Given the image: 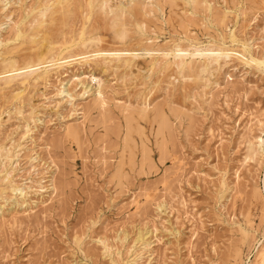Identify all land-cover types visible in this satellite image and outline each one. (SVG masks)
<instances>
[{"label":"rangeland","instance_id":"rangeland-1","mask_svg":"<svg viewBox=\"0 0 264 264\" xmlns=\"http://www.w3.org/2000/svg\"><path fill=\"white\" fill-rule=\"evenodd\" d=\"M2 1L0 73L9 58L20 65L39 54L44 63L23 83L24 75L3 85L1 77L14 72L0 74V145L10 154L0 159V264H251L264 243V149L255 141L264 137V0ZM120 5L132 15L119 13ZM181 45L190 53L211 54L204 49L212 46L232 53L206 69L196 57L195 70H176L173 53L162 54ZM118 49V61L107 55ZM90 74L101 78L108 107L94 101ZM70 77V96L59 94ZM156 108L167 120L162 133L150 112ZM66 126L82 133L66 135ZM17 186L22 194L11 190Z\"/></svg>","mask_w":264,"mask_h":264},{"label":"bare ground","instance_id":"bare-ground-1","mask_svg":"<svg viewBox=\"0 0 264 264\" xmlns=\"http://www.w3.org/2000/svg\"><path fill=\"white\" fill-rule=\"evenodd\" d=\"M63 1H64V0H62L61 2H63ZM67 1H68V0H67ZM71 1H72V0H71ZM92 1H93V0H92ZM96 1H98V0H96ZM96 1L94 0L93 2H96ZM99 1H100V0H99ZM102 1H104V0H102ZM106 1H107V0H106ZM106 1H104V2H106ZM108 1H109V0H108ZM108 1H107V3H108ZM132 1H133V0H132ZM152 1H153V0H152ZM165 1H167V0H165ZM165 1H162V2H163V3H166ZM170 1H171V0H170ZM5 2H6V1H5ZM53 2H54V1H53ZM59 2H60V1H59ZM61 2H60V3H61ZM64 2H66V0H65ZM64 2H63V3H64ZM74 2H76V0H75ZM139 2H140V1H139ZM162 2H161V3H162ZM171 2L173 3V1H171ZM171 2H170V3L168 2L167 4L170 5ZM174 2H175V1H174ZM2 3H4V1L0 0V4H1V5H3ZM70 3H71V2L69 1V5H71ZM96 3H98V2H96ZM100 3H103V2L100 1ZM107 3H106V4H107ZM119 3H120V2H119ZM126 3H127V2H126ZM132 3H133V2H132ZM132 3L130 2V3L127 4V5L130 6V4H132ZM147 3H148V2H147ZM149 3H151V2H149ZM159 3H160V1H159ZM48 4H49V3H48ZM52 4H53V3H52ZM55 4H56V6H57V8H58V6H59V5H57L58 3L55 2ZM73 4H75V3H73V1H72V5H73ZM76 4H77V2H76ZM106 4H105V5H106ZM108 4H109V3H108ZM53 5H54V4H53ZM53 5H52V6H53ZM67 5H68V4H67ZM67 5H66V7H67ZM132 5H133V4H132ZM147 5H148V4H147ZM149 5H150V4H149ZM48 6H49V5H48ZM73 6H74V5H73ZM107 6L110 7L111 5H107ZM116 6H118V5H116ZM120 6H121V7H118V8L120 9L118 12H119V13L121 12V14H124L123 12H125V8H126V6H125V7H124V5H120ZM129 6H128V8H126V10L129 11V16H130V14L132 13V8L129 9ZM145 6H146V5H145ZM161 6H162V4H161ZM161 6H160V7H161ZM2 7H3V6H2ZM46 7H47V6H46ZM49 7H50V6H49ZM75 7H76V5H75ZM75 7H74V8H75ZM93 7H95V5H94ZM105 7H106V6H105ZM130 7H131V6H130ZM141 7H143L144 10L146 9V8H145L144 6H142V5H141ZM146 7H147V6H146ZM170 7H171V6H170ZM50 8H51V7H50ZM50 8H49V9H50ZM52 8H54V7H52ZM59 8H60V7H59ZM64 8H65V7H64ZM68 8H69V7H67V11H68ZM96 8H97V7H96ZM101 8H102V5H101ZM101 8H100V5H99V9H101ZM149 8H151V7H149ZM105 9H106V8H105ZM108 9H109V8H108ZM110 9H112V8H110ZM115 9H116V7H115ZM138 9H139V8H138ZM44 10H46V9H44ZM50 10H51V9H50ZM52 10H54V9H52ZM55 10H56V9H55ZM57 10H58V9H57ZM57 10H56V11H57ZM62 10H63V9H62ZM65 10H66V9H65ZM70 10H71V9H69V11H70ZM101 10H102V9H101ZM112 10H113V9H112ZM144 10H143V11H144ZM147 10H148V9H147ZM147 10H146V11H147ZM47 11H48V10H47ZM59 11H60V10H59ZM63 11H64V10H63ZM94 11H95V9H94ZM108 11H109V10H108ZM113 11H114V10H113ZM130 11H131V12H130ZM136 11H137V13H138L140 10H136ZM146 11H144V12H146ZM148 11H151V9H149ZM148 11H147V12H148ZM49 12H50V11H49ZM49 12H48V13H49ZM64 12H65V11H64ZM64 12H63V16H64V14H65ZM71 12H72V11H71ZM71 12H69V13H71ZM73 12H74V11H73ZM75 12H76V11H75ZM101 12H102V11H101ZM41 13H43V12H41ZM51 13H52V11H51ZM119 13H118V14H119ZM150 13H152V12H150ZM150 13H149V14H150ZM38 14H40V12H39ZM45 14H46V13H45ZM66 14H67V12H66ZM74 14H75V13H74ZM94 14H96V17H97L98 14L95 13V12H94ZM106 14H107V15H110L109 13H106ZM125 14H126V13H125ZM127 14H128V12H127ZM142 14H143V13H142ZM172 14H173V13H172ZM5 15H6V14H5ZM51 15H52V14H51ZM51 15H49L50 18H51ZM59 15H60V14H59ZM101 15H102V14H100V16H101ZM131 15H132V14H131ZM139 15L141 16L140 12H139ZM183 15H184V14H183ZM0 16H1V15H0ZM35 16H38V15H35ZM35 16H34V17H35ZM42 16H43V14H42ZM53 16H55V15H52V17H53ZM66 16H67V15H66ZM66 16H65V18H66ZM120 16H121V15H119L118 17H120ZM144 16H146V15H144ZM144 16H143V17H144ZM6 17H7V16H6ZM6 17H5V18H6ZM8 17H9V16H8ZM43 17H44V16H43ZM104 17L107 19L108 16H104ZM121 17L123 18V16H121ZM126 17H127V16H126ZM138 17H139V16H138ZM36 18H37V17H36ZM38 18H39V16H38ZM54 18H56V17H54ZM60 18H61V17H60ZM99 18H101V17H99ZM109 18H111V19L113 18L114 20H113V19H112V20H113V22L115 21V23H116V20L118 19L117 16H116L117 19H115V16H112V17L109 16ZM130 18H131V17H130ZM132 18H133V16H132ZM132 18H131V20L134 21V19H132ZM134 18H135V17H134ZM144 18H145V17H144ZM169 18H170V17H169ZM181 18H182V17H181ZM6 19H7V18H6ZM6 19H5V20H6ZM32 19H33V17H32ZM52 19H53V18H52ZM52 19H51V20H52ZM58 19H59V18H58ZM58 19H57V21H58ZM123 19H124V18H123ZM139 19H142V18L139 17L138 20H139ZM33 20H34V19H33ZM38 20H39V19H38ZM59 20H60V19H59ZM147 20H148V18H147ZM147 20H145V21H147ZM0 21H2V20H0ZM36 21H37V20H36ZM36 21H35V22H36ZM39 21H41V20H39ZM54 21H56V19L53 20L52 22H51V21H50V22L53 23ZM106 21H107V20H106ZM106 21H105V22H106ZM118 21H120V20H118ZM141 21L144 22V20H140V21H139L140 24L142 23ZM3 22H4V21H3ZM31 22H34V21H31ZM37 22H38V21H37ZM37 22H36V23H37ZM58 22H59V21H58ZM102 22H103V19H102ZM110 22H111V21H110ZM125 22H126V21H125ZM125 22H124V23H125ZM137 22H138V21H137ZM180 22H183V20L180 21ZM4 23H5V22H4ZM4 23H2V24H4ZM40 23H42V22H40ZM54 23H55V22H54ZM95 23H96V21H95ZM100 23H101V21H100ZM100 23H99V25H100ZM108 23H109V21H108ZM108 23H107V25H108ZM117 23L119 24V22H117ZM121 23H122V21H121ZM121 23H120V24H121ZM126 23H127V22H126ZM126 23H125V24H126ZM128 23L131 24V21L128 22ZM145 23H146V22H144L143 24H145ZM30 24H32V23H30ZM125 24H124V27H125ZM132 24H133V23H132ZM132 24H131V26H132ZM136 24H137V23H136ZM103 25L105 26V24H103ZM121 25H123V24H121ZM126 25H127V24H126ZM134 25H135V23H134ZM0 26H2V25H0ZM50 26H52V25L50 24ZM55 26H56V24H55ZM104 26H103V29H104ZM108 26L110 27V25H108ZM119 26H120V25H119ZM119 26H118V27H119ZM139 26H141V25H139ZM145 26H147V25L145 24ZM121 27H123V26H121ZM132 27H133V26H132ZM112 28H114L113 25H112ZM127 28H128V27H127ZM127 28H125V29H127ZM138 28H139V27H138ZM141 28L145 30L146 27H145V28H144V27H141ZM11 29H12V28H11ZM119 29H121V28L119 27ZM129 29H131V28H129ZM139 29H140V28H139ZM9 30H10V29H9ZM13 30H14V29H13ZM110 30H112L111 27H110ZM113 30H114V29H113ZM113 30H112V31H113ZM133 30H134V29H133ZM133 30H132V31H133ZM0 31H1V30H0ZM2 31H3V29H2ZM11 31H12V30H11ZM117 31H118V30H117ZM117 31H116L115 33H114V31H113V37H115V38H116L117 35L115 36L114 34H117ZM123 31H125V30H122V29H121V31L118 33V35H120V36L122 35V36H123V34L126 32V31H125V32L123 33ZM127 31H128V30H127ZM132 31L130 30V32H132ZM52 32H53V31H52ZM10 33H11V32H10ZM37 33H38V35H39L40 31L37 32ZM37 33H36V34H37ZM120 33H121V34H120ZM122 33H123V34H122ZM36 34H35V35H36ZM126 34H127V32H126ZM126 34H125V35H126ZM132 34H133V33H132ZM2 35H3V34H2ZM38 35H36V36H38ZM50 35H51V34H50ZM0 36H1V34H0ZM31 36H32V35H31ZM36 36H35V37H36ZM39 36L41 37V35H39ZM122 36H121V37H122ZM32 37H33V36H32ZM125 37H126V36H125ZM125 37H122V38H125ZM128 37H129V36H128ZM128 37H127V38H128ZM132 37H133V36H132ZM27 38H30V37L27 36ZM38 38H39V37H38ZM115 38H113V39H115ZM122 38H121V40H122ZM127 38H125V39L127 40ZM30 39H31V38H30ZM30 39H29V40H30ZM34 39H35V38H34ZM34 39H33V40H34ZM96 39H97V38H96ZM101 39H102V38H101ZM103 39H104V38H103ZM130 39H131V37H130ZM130 39H128V40H130ZM136 39H137V38H136ZM136 39H135V40H136ZM140 39H141V38H140ZM146 39H147V38H146ZM152 39H153V38H152ZM39 40H40V39H39ZM41 40H42V42H43V39H41ZM41 40H40V41H41ZM98 40H99V38H98ZM111 40H112V39H111ZM137 40H139V39H137ZM142 40L144 41V39H142ZM37 41H38V40H37ZM113 41H116V42H117V40H113ZM113 41H112V42H113ZM2 42H3V38L0 40V45L3 44ZM53 42H55V40L53 41V39H52V42H51V43L54 45ZM102 42H103V40H102ZM105 42H106V41H105ZM122 42H123V40H122ZM122 42H119V43H122ZM124 42H125V40H124ZM133 42H134V41H132V43H133ZM136 42H137V41H136ZM139 42L142 43V41H140V40H139ZM147 42H148V41H147ZM29 43H30V42H29ZM31 43H32V42H31ZM99 43H100V42H99ZM107 43H108V42H107ZM110 43H111V42H110ZM125 43H126V42H125ZM128 43H129V42H128ZM132 43H131V44H132ZM144 43H145V41H144ZM48 44H50V43L48 42ZM95 44H96V43H95ZM111 44H112V43H111ZM131 44L128 45V46L131 47ZM138 44H139V43H138ZM146 44H147V43H145L144 45H146ZM34 45L37 46V44H34ZM41 45H42V43H41ZM41 45H40V46H41ZM88 45H90V44H88ZM88 45H87V46H88ZM92 45H93V43H92ZM92 45H90V47H91ZM96 45H97V44H96ZM142 45H143V44H142ZM147 45H148V44H147ZM149 45H150V47H151L152 43H150ZM154 45H155V44H154ZM32 46H33V45H32ZM48 46H49V45H48ZM94 46H95V45H94ZM98 46H99V45H98ZM98 46H97V47H98ZM102 46H104V45H102ZM105 46H107V45H105ZM114 46H115V45H114ZM116 46H119V45H116ZM135 46H136V45H135ZM156 46H157V45H156ZM181 46H182V45H181ZM88 47H89V46H88ZM110 47H111V46H110ZM125 47H126V46H125ZM133 47H134V46H133ZM138 47H141L140 44H139ZM146 47H147V46H143L144 49H143L142 47H141V48H142L143 50H145L146 53L149 54V52H150L152 49H147ZM150 47H148V48H150ZM212 47H213V46H212ZM212 47H208V48H205V49H204V51H206V52H208V51L211 52V54H210V53H202L201 51H202L203 48H202V49H195L194 52L190 53V52L188 51L189 49H187V48H183V46H182V47H180V46H175L174 49H172V51H171L170 53H163V54H162V55L164 56V59H163V58H159V59H163V60H165V59H166L165 56L169 57L170 54L173 53V55H172V56H173V62H172V64H174V65L176 66V70H178L177 68H181V69L184 70V69L194 68L196 65L198 66V65H199V61H198V63L196 62V63H197L196 65L194 64V62L196 61L195 59H197L196 57H198V58L201 57V58H203V60L201 61V63H202L201 66L203 65L202 67L206 69V68H207V65L209 64V62H211V61H213V62H214V61H217V59L220 58V57H222V56H223V57H228V56H230L231 53H232V52H230V51L227 52V51L225 50V51H226V52H225V51H222V49H220V48L215 49V47H214V48H212ZM46 48H48V47L46 46L45 49H46ZM51 48H52V47H51ZM83 48H84V47H83ZM91 48H92V47H91ZM91 48H90V49H91ZM98 48H99V47H98ZM98 48H97V49H98ZM105 48H107V47H105ZM119 48H120V47H119ZM131 48H132V47H131ZM136 48H137V47H135V50H136ZM151 48H152V47H151ZM38 49H39V48H38ZM52 49H53V48H52ZM87 49H88V48H86V50H87ZM114 49H116V48H114ZM126 49H127V48H126ZM129 49H130V48H129ZM163 49H164V48H163ZM167 49H168V48H167ZM167 49H165V51H166ZM170 49H171V48H170ZM0 50H1V49H0ZM43 50H44V49H43ZM84 50H85V49H84ZM84 50H83V51H84ZM100 50H101V49H100ZM100 50H98L97 52H101ZM108 50H109V49H108ZM112 50H113V49H112ZM133 50H134V48H133ZM137 50H138V48H137ZM137 50H136V51H137ZM139 50H140V49H139ZM143 50H142V51H143ZM154 50H156V49H154ZM157 50H158V49H157ZM227 50H228V49H227ZM36 51H37V50H36ZM52 51H53V50H52ZM83 51H82V52H83ZM90 51H91V50H90ZM121 51H122V49H121V50L118 49V51H117V50H116V51H109V52H111V53H109V54H107V55H111V56L114 55V56L116 57V61H118L117 59L121 56V54H119L118 52H121ZM126 51H128V50H126ZM126 51H124V53H126ZM129 51H130V50H129ZM131 51H132V49H131ZM136 51H135V52H136ZM140 51H141V50H140ZM145 51H144V52H145ZM152 51H153V50H152ZM163 51H164V50H163ZM214 51H215V52H214ZM3 52H4V51H2V52H0V53H3ZM33 52H34V51H33ZM38 52H39V50L37 51V53H38ZM42 52H44V51L41 50V53H42ZM53 52H54V51H53ZM88 52H89V51H88ZM104 52H105V50H104ZM112 52H114V53H112ZM135 52H134V54H136ZM153 52H155V51H153ZM174 52H179V53H174ZM212 52H214V54H212ZM27 53H28V52H27ZM37 53H36V54H37ZM41 53H40V54H41ZM80 53H81V52H80ZM90 53H91V52H90ZM93 53H95V52H93ZM127 53H128V52H127ZM24 54H26V53H24ZM24 54H22V55H24ZM32 54H33V53H32ZM44 54H45V53H44ZM83 54H85V53H83ZM86 54H87V51H86ZM86 54H85V55H86ZM91 54H92V53H91ZM91 54H90V55H91ZM96 54H97V53H96ZM99 54H100V53H99ZM128 54H129V53H128ZM134 54L132 53V54H129V55L133 57V56H135ZM139 54H140V53H139ZM151 54H152V53H151ZM156 54H157V53H156ZM1 55H2V54H1ZM27 55H28V54H27ZM42 55H43V53H42ZM76 55H77V54H76ZM92 55H94V54H92ZM92 55H91V56H92ZM122 55H123V54H122ZM159 55H160V54H159ZM168 55H169V56H168ZM211 55H213V56H211ZM28 56H29V55H28ZM31 56H32V55H30V57L24 59V60H23L24 62H22V60H21V59H22V56H21V59H20V60H21L22 63H20V65L18 64L19 61H16V59H13V58L6 59V60H4V62H2V63H4L3 65H4V70H5V71L3 70V72L1 71L3 74H4V73H7V72H9V73H10V72H14L13 74L11 73V74H9V75H6V76H4V77H1V78H3V79H2V80H3V85H10L12 82H14L13 79H14L15 77H17V76H21V78H22V76L24 75L22 79L19 78V79H20V82L23 83L24 81H26V80L29 78V77H28V76H29V75H28L29 73L34 72V71L37 70V69H40V68H39L40 64L44 63V62H41L40 60H41V59L43 60V57H44V56H43V57L41 56L42 58L40 57L39 54H37V55H35V56H32V57H31ZM111 56H109V57H111ZM125 56H126V55H125ZM137 56H139V55H137ZM142 56H143V54H142ZM152 56H155V55L153 54ZM160 56H161V55H160ZM24 57H26V56H24ZM66 57H68V56H66ZM70 57H71V56H70ZM73 57H74V56H73ZM81 57H82V56H81ZM103 57H104V56H103ZM103 57H102V58H103ZM157 57H158V55H157ZM170 57H171V56H170ZM210 57H211V59H209ZM34 58H35V60H39V58H41V59L39 60L40 62H39V61L36 62V61L34 60ZM50 58H51V57H50ZM53 58H56V59H57V57H54V56H53ZM53 58H51V59H52V60H55V59H53ZM82 58H83V60H85V62H87V59H89L90 57L88 58L87 55H86V56H83ZM100 58H101V57H100ZM104 58H105V57H104ZM107 58H108V57H107ZM107 58H106V59H107ZM120 58H121V57H120ZM128 58H129V57H128ZM187 58H190L191 61L186 62V61H187ZM0 59H1V57H0ZM51 59H50V61H51ZM60 59H62V58H59V60H60ZM70 59H71V58H70ZM97 59H98V58H97ZM97 59H96L97 62H95V60L93 59V61L95 62L94 65H96V63H98L99 59H98V60H97ZM108 59H109V58H108ZM112 59H113V58H112ZM114 59H115V58H114ZM114 59H113V60H114ZM132 59H134V58H132ZM153 59H154V58H153ZM153 59H151V60L153 61ZM48 60H49V59H48ZM59 60H58V61H59ZM102 60H103V59H102ZM104 60H105V59H104ZM254 60H255V59H254ZM50 61H49V62H50ZM74 61H75V59H74ZM88 61H89V60H88ZM106 61H108V60H106ZM124 61H127V62L131 63V62L129 61V59H126V60H124ZM124 61H123V62H124ZM149 61H150V60H149ZM152 61H151V62H152ZM158 61H159V60H158ZM55 62H56V61H55ZM69 62H70V61H69ZM76 62H77V61H76ZM127 62H126V63H127ZM132 62H134V61H132ZM161 62H162V61H161ZM161 62H157V64H159V63H161ZM256 62H258V61H256ZM63 63H64V62H63ZM80 63H81V62H80ZM82 63H83V62H82ZM91 63H92V62H91ZM91 63H90V64H91ZM103 63H104V62H103ZM103 63H102V64H103ZM126 63H125V65H126ZM129 63H127V65H128ZM59 64H60V63H59ZM65 64H66V63H65ZM70 64H71V63H70ZM88 64H89V63H88ZM90 64H89V65H90ZM100 64H101V63H100ZM105 64H106V63H105ZM111 64H113V63H111ZM132 64H133V63H132ZM134 64H135V62H134ZM157 64H156V65H157ZM46 65H47V64H46ZM46 65H45V66H46ZM50 65H51V64H50ZM107 65H108V64H107ZM107 65H106V66H107ZM127 65H126V66H127ZM159 65H160V64H159ZM159 65H158V66H159ZM169 65H171L170 62H169ZM174 65H173V66H174ZM42 66H44V64H43ZM53 66H54V65H53ZM60 66H61V65H60ZM92 66H93V64H92ZM100 66H103V65H100ZM109 66H110V64H109ZM115 66H116V65H115ZM126 66H125V67H126ZM128 66H129V65H128ZM131 66H132V65H131ZM171 66H172V65H171ZM260 66H261V65H260ZM58 67H59V66H58ZM98 67H99V66H98ZM116 67H117V66H116ZM152 67H153V66H152ZM50 68H51V67H50ZM94 68H95V66H94ZM101 68H102V67H101ZM155 68H156V67H155ZM196 68H197V67H196ZM55 69H56V68L54 67V70H55ZM57 69H58V68H57ZM119 69H120V68H119ZM127 69H129V68L126 67V70H127ZM140 69H141V68H140ZM140 69H139V70H140ZM153 69H154V68H153ZM173 69H174V67H173ZM48 70H49V69H48ZM88 70H89V69H88ZM129 70H131V68H130ZM151 70H152V69H151ZM194 70H195V68H194ZM199 70H200V67H198V71H199ZM37 71L39 72V70H37ZM45 71H46V70H45ZM103 71H104V70H103ZM184 71H185V70H184ZM184 71H182V73H183ZM189 71H190V70H189ZM192 71H193V69H192ZM202 71H203V70H202ZM38 72H37V73H38ZM55 72H56V71H55ZM195 72H196V71H195ZM195 72H194V73H195ZM199 72H200V71H199ZM2 73H0V74H2ZM35 73H36V72H35ZM40 73H41V71H40ZM42 73H43V72H42ZM84 73H85V72H84ZM93 73H94V72H93ZM137 73H139V71H138ZM191 73H192V72H191ZM201 73H202V72H201ZM3 74H2V75H3ZM26 74H27V76H26ZM43 74H44V73H43ZM185 74H186V73H185ZM185 74H183V75H185ZM30 75H31V74H30ZM39 75H40V74H39ZM65 75H66V74H65ZM148 75H149V74H148ZM150 75H151V74H150ZM187 75H188V73H187ZM0 76H1V75H0ZM41 76L43 77V75H41ZM100 76H101V75H100ZM36 77H37V76H36ZM38 77H39V76H38ZM42 77H41V78H42ZM66 77H67V76H66ZM75 77H76V76H75ZM82 77H83V76H82ZM84 77H85V76H84ZM87 77H88V76H87ZM144 77H145V76H144ZM149 77H150V76H149ZM190 77L192 78V76H190ZM202 77H203V76H202ZM1 78H0V79H1ZM79 78H80V77H79ZM79 78H75V79H76V80H79ZM89 78H90L91 82L95 83V85H96L95 88H93V89H94V91H96V94H95L96 96H95V95H94V96L97 97V99H96V100L93 99V100L96 101V102L98 103V105L100 106V108H102V107H106V106L108 107V106H109L108 103H107L106 105L104 104V102H105V101H104V98H103L104 96L102 95V90H101V82H102V81H101V78H98V77H96V76H94V75H92V74L89 75ZM191 78H190V79H191ZM15 79H16V78H15ZM17 79H18V78H17ZM75 79H74V80H75ZM148 79H149V78H148ZM188 79H189V78H188ZM28 80H29V79H28ZM65 80H66V78H65ZM157 80H158V79H157ZM30 81H31V80H30ZM42 81H43V80H42ZM83 81H85V78H84V80L82 79V82H83ZM142 81H144V80H142ZM146 81H147V80H146ZM146 81H145V82H146ZM150 81H151V80H150ZM155 81H156V79H155ZM40 82H41V81H40ZM60 82H61V81H60ZM80 82H81V81H79V83H80ZM87 82H88V81H87ZM25 83H26V82H25ZM34 83H35V81H34ZM37 83H38V82H37ZM71 83H74V81H72V79H71V77H70L69 79L66 80V82H65L64 84H63V83L61 84V87L59 88V94L65 93L67 96H70V93H69V91H68V89H67L66 87H68V84H71ZM85 83H86V82H85ZM148 83H149V81H148ZM151 83H152V82H151ZM151 83H150V85H151ZM29 84H30V83H29ZM76 84H77V83H75L74 86H76ZM143 84H144V83H143ZM152 84H153V83H152ZM158 84H161V83H158ZM0 85H1V84H0ZM93 85H94V84H93ZM10 86H11V85H10ZM13 86H14V85H13ZM16 86H17V85H16ZM21 86H22V85H21ZM21 86H20V87H21ZM31 86H32V85H31ZM155 86H156V85H155ZM160 86H161V85H160ZM17 87H18V86H17ZM84 87H85V85H84ZM102 87H103V86H102ZM151 87L154 88L153 86H151ZM156 87H157V86H156ZM4 88H7V87H4ZM14 88H15V87H14ZM14 88H10V89H14ZM21 88H22V87H21ZM157 88H158V87H157ZM15 89H16V88H15ZM15 89H14V90H15ZM18 89H19V88H18ZM24 89H25V87H24ZM86 89H87V87H86ZM88 89H89V88H88ZM90 89H91V88H90ZM102 89H103V88H102ZM104 89H105V87H104ZM4 90H5V89H4ZM14 90H13V91H14ZM21 90H22V89H21ZM70 91H71V90H70ZM83 91H84V90H83ZM83 91H82V92H83ZM4 92H5V91H4ZM4 92H2V93H4ZM9 92H12V90L9 91ZM16 92H18V91H16ZM21 92H24V91H21ZM85 92H88V91L86 90ZM85 92H84V93H85ZM6 93H8V92H6ZM4 94H5V93H4ZM13 94H14V93H13ZM18 94H19V92H18ZM92 94H93V93H92ZM9 95H11V93H10ZM15 95H17V94H14V96H15ZM104 95H105V94H104ZM11 96H12V95H11ZM94 96H93V97H94ZM105 97H106V96H105ZM11 98H13V97H11ZM11 98H10V99H11ZM105 99L107 100V97H106ZM93 100H92V101H93ZM106 102H107V101H106ZM106 102H105V103H106ZM92 103H93V102H92ZM150 103H151V102H150ZM88 104H90V103H87V105H88ZM93 104H94V103H93ZM115 104H116V103H115ZM144 104H146V103H144ZM148 104H149V103H148ZM148 104H147V105H148ZM96 105H97V104H96ZM103 105H104V106H103ZM118 105H119V104H118ZM118 105H117V107H118ZM120 105H122V104H120ZM120 105H119V107H120ZM158 105H159V104H156V106H158ZM134 106H135V105H134ZM143 106H145V105H143ZM121 107H122V106H121ZM139 107H140V106H139ZM145 107H146V109H145V108H142L143 113H144L145 110L147 111V106H145ZM159 107H161V106L159 105ZM86 108H87V107H86ZM96 108H97V106H96ZM100 108H99L98 110H100ZM123 108H124V107H123ZM126 108H127V107H125V109H126ZM149 108H150V107H149ZM87 109H88V108H87ZM89 109H90V108H89ZM105 109H106V108H105ZM107 109H109V108H107ZM107 109H106V110H107ZM125 109H124V113H125ZM130 109H131V108H130ZM101 110H102V109H101ZM103 110H104V109H103ZM103 110H102V111H103ZM109 110H110V109H109ZM162 110H163V109H162ZM86 111H87V110H86ZM111 111H112V110H111ZM122 111H123V110H122ZM132 111H133V109H132ZM134 111L137 112L138 110L135 109ZM152 111H155L156 114H157V115H156V118L158 119V121H157V120H156V121L158 122L159 126L161 127V128L159 127L160 132L163 131L164 128L168 129V128H167V127H168V125H167V120L165 119V117H163V115H161V111L159 112V108H156V109H154V110L151 109L150 112H152ZM169 111H170V110H169ZM82 112H83V111H82ZM88 112H89V111H88ZM108 112H109V111H108ZM138 112H139V111H138ZM138 112H137V113H138ZM155 112H154V115H155ZM163 112H164V111H163ZM98 113H99V111H98ZM102 113H103V112H102ZM109 113H110V112H109ZM129 113H130V112L128 111V113H127L128 115H127V116H130ZM133 113H134V112H133ZM133 113H132V114H133ZM170 113H171V112H170ZM172 113H174V112H172ZM172 113H171V114H172ZM110 114H111V113H110ZM112 114H113V113H112ZM139 114H142L141 111L139 112ZM146 114H147V113H146ZM151 114H152V113H151ZM166 114H167V113H166ZM113 115H114V114H113ZM113 115H112V116H113ZM135 115H136V113H135ZM147 115H149V114H147ZM154 115H153V116H154ZM176 115H178V114H177V111H176ZM127 116H126V117H127ZM133 116H134V115H133ZM136 116H137V115H136ZM139 116H140V115H139ZM144 116H145V115H144ZM144 116H143L144 120H147V118L145 119ZM113 117H114V119H115V116H113ZM113 117H112V118H113ZM149 117H150V116H149ZM168 117H169V116H168ZM168 117H167V118H168ZM102 118H105V117H102ZM123 118H125V116H124ZM128 118H129V117H128ZM128 118H126V120H127ZM143 118H142V119H143ZM116 119H117V118H116ZM119 119H121V118H119ZM129 119H130V118H129ZM105 120H106V119H105ZM123 120H124V119H123ZM138 120H139V118H138ZM140 120H141V119H140ZM148 120H149V119H148ZM168 120H169V119H168ZM102 121H103V123H104V120H102ZM120 121H121V120H120ZM113 122H114V121H113ZM130 122H131V121H130ZM149 122H150V121H149ZM152 122H153V118H152ZM157 122H155V124H156ZM115 123H116L117 125H119V124H118L119 121H118V123H117V122H114V124H115ZM125 123H126V122H125ZM99 124H100V123H99ZM121 124H122V123H121ZM121 124H120V125H121ZM133 124H134V123H133ZM135 124H136V123H135ZM150 124H151V123H150ZM70 125H72V124H70ZM73 125H74V124H73ZM112 125H113V124H112ZM120 125L117 126V127L120 128V127H121ZM130 125H131V124H130ZM105 126H107V125H105ZM110 126H111V125H110ZM115 126H116V125H114V130L116 129ZM150 126H152V125H150ZM169 126H170V125H169ZM76 127H79V126H75V128L72 127V126H66L64 132L66 133V135H69V136H75V135L78 133L76 130H79V131L82 133V130H80L81 127H80V129H79V128L76 129ZM103 127H104V126H103ZM132 127H134V126L132 125ZM263 127H264V126H263ZM107 128H109V127H107ZM112 128H113V127H112ZM260 128H261V127H260ZM134 129H135V128H134ZM169 129H170V128H169ZM263 129H264V128H263ZM118 130H121V129H118ZM125 131H126V130H125ZM135 131H137V129H136ZM155 131H156V128H155ZM164 131H165V130H164ZM164 131H163V132H164ZM168 131H170V130H168ZM172 131H173V130H172ZM115 132H118V131L116 130ZM115 132H113V133H115ZM120 132H121V131H120ZM120 132H118V133L120 134ZM65 133H64V135H65ZM118 133H117V135H119ZM125 133H126V132H125ZM127 133H128V132H127ZM132 133H133V132H132ZM145 133H146V132H145ZM155 133H156V132H155ZM161 133H162V132H161ZM259 133H260V132H259ZM138 134H139V133H138ZM158 134H159V133H158ZM257 134H258V133H257ZM104 135H106V134H104ZM115 135H116V134H115ZM124 135H125V134H124ZM126 135H127V134H126ZM132 135H133V134H132ZM135 135H136V134H135ZM143 135H145V134H143ZM146 135H147V134H146ZM261 135H262V134H261ZM69 136H68V137H69ZM79 136H80V134H79ZM127 136L130 137L131 135L128 134ZM127 136H125V137H127ZM133 136H134V135H133ZM129 137H127L126 140H125V146H127V147L130 148L132 145L130 146V141H128ZM137 137H138V136H137ZM143 137H144V136H143ZM167 137H168V136H167ZM64 138H65V137H64ZM73 138H74V137H73ZM73 138H72V139H73ZM79 138H80V137H79ZM131 138H132V136H131ZM133 138H134V137H133ZM164 138H165V137H164ZM257 138H258V137H257ZM123 139H124V138H123ZM135 139H136V138H135ZM147 139H148V138H147ZM68 140H69V139H68ZM141 140H142V139H141ZM145 140H146V139H145ZM155 140H156V138H155ZM157 140H159V139L157 138ZM166 140H167V138H166ZM168 140H169V139H168ZM247 140H248V139H247ZM163 141H164V140H163ZM244 141H245V140H244ZM255 141L258 142V150H260V151L263 152V149H264V137H263V138H262V137H259V138H258L257 140H255ZM142 142H143V141H142ZM144 143H145V142H144ZM252 143H254V142H252ZM144 145H145V144H144ZM158 145H159V144H158ZM125 146H124V147H125ZM122 147H123V146H122ZM124 147H123V148H124ZM141 147H142V146H141ZM248 147H249V146H248ZM253 147H254V146H253ZM147 148H148V147H147ZM249 148H250V147H249ZM124 149H125V148H124ZM131 149H132V148H131ZM148 149H149V148H148ZM252 149H253V148H252ZM126 150H128V149L126 148ZM133 151H134V150L132 149V152H133ZM149 151H150V150H149ZM248 151H249V150H248ZM248 151H247V152H248ZM251 151H252V150H251ZM255 151H256V150H255ZM255 151L253 150V152H255ZM260 151H259V152H260ZM256 152H257V151H256ZM124 153H125V152H124ZM257 153H258V152H257ZM142 154H143L144 156H147V155H148V152H147L146 146H145V147L143 146V148H142ZM244 154H245V153H244ZM247 154H248V153H247ZM249 155H250V154H249ZM249 155H247V156L249 157ZM255 155H256V154H255ZM263 155H264V154H263ZM120 156H122V155H120ZM134 156H136V153H135ZM141 156H142V155H141ZM245 156H246V154H245ZM259 156H261V155H259ZM123 157H124V156H123ZM127 157H128V156H127ZM127 157H126V158H127ZM9 158H10V154L8 153V150H6L5 146L0 145V159H1V161H4V162H5V160L8 161ZM120 158H121V157H120ZM150 158H151V157H150ZM243 158H244V157H243ZM259 158H260V157H259ZM128 159H129V158H128ZM130 159H131V158H130ZM244 159H245V158H244ZM140 160H142V159L140 158ZM258 160H260V159H258ZM261 160H262V159H261ZM133 161H134V159H133ZM243 161H244V160H243ZM245 161H246V160H245ZM247 161H248V160H247ZM4 162H3V164H4ZM120 162H121V161H120ZM122 162H123V160H122ZM145 162H146V160H145ZM254 162L257 163V161H254ZM259 162H260V161H259ZM128 163H129V162H128ZM133 163H134V162H133ZM141 163H142V162H141ZM147 163H148V162H147ZM124 164H126V163L124 162ZM143 164H144V163H143ZM145 164H146V163H145ZM257 164H258V163H257ZM117 165H118V164H117ZM258 165H259V164H258ZM118 166L120 167L121 165H118ZM118 166H117V168H118ZM122 166H123V165H122ZM121 169H123V168H121ZM2 170H3V169H2ZM117 170H118V169H117ZM6 172H7V171H6ZM120 172H121V170H120ZM122 172H123V170H122ZM116 173H117V172H116ZM122 174H123V173H122ZM117 175H118V174H117ZM5 177H6V176H5ZM5 177H4V179H5ZM119 178H120V177H119ZM50 184H51V187H52L53 190H54V189H55V185H54L52 182H50ZM11 190H12V191L19 192L20 194L23 193L22 188H20L19 186H17V187H13ZM257 190H258V189H257ZM257 190H255V191H257ZM16 192H15V193H16ZM258 193H259V192H258ZM259 196H260V193H259ZM163 206H164V205H163ZM11 216H12V215H11ZM7 224H9V223L7 222ZM139 232H140V231H139ZM139 232H138V233H139ZM140 234H141V232H140ZM138 235H139V234H138ZM138 235H137V236H138ZM142 235H143V234H142ZM142 235H141V237H142ZM125 236H126V235H125ZM138 237H140V236H138ZM120 238L123 239L124 237H120ZM143 238H145V237L143 236ZM118 239H119V238H118ZM134 241H135V240H134ZM134 241H133V242H134ZM146 241H147V240H146ZM122 242H123V241H122ZM122 242H121V243H122ZM146 243H147V242H146ZM148 244H149V243H148ZM259 244H260V243H259ZM132 247L134 248V246H132ZM128 248H129V247H128ZM141 248H142V247H141ZM116 249H117V248H116ZM131 249H132V248H131ZM132 250H133V249H132ZM254 250H255V249H254ZM119 251H120V250H119ZM119 251L117 250V252H119ZM128 252H129V254H128V255L126 254L127 256L130 255L131 250H128ZM126 253H127V252H126ZM111 254H112V253H111ZM134 254H139V253H136V252H135ZM134 254H133V255H134ZM119 255H120V254H119ZM126 255H125V256H126ZM235 255H238V254L235 253ZM123 256H124V255H123ZM127 256H126V257H127ZM138 256H139V255H138ZM133 257H134V256H133ZM118 259H119V258H118ZM133 259H134V258H133ZM135 259H137V258L135 257ZM251 264H264V243H261V244H260V247H259V249L257 250L256 255H255V257H254V260L251 262Z\"/></svg>","mask_w":264,"mask_h":264}]
</instances>
